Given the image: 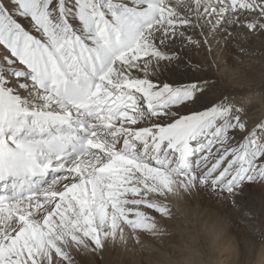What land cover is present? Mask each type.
Instances as JSON below:
<instances>
[{"label":"snow or ice","instance_id":"1","mask_svg":"<svg viewBox=\"0 0 264 264\" xmlns=\"http://www.w3.org/2000/svg\"><path fill=\"white\" fill-rule=\"evenodd\" d=\"M260 36L264 0H0V264H117L177 183L264 224V85L225 88L215 56Z\"/></svg>","mask_w":264,"mask_h":264},{"label":"clouds","instance_id":"2","mask_svg":"<svg viewBox=\"0 0 264 264\" xmlns=\"http://www.w3.org/2000/svg\"><path fill=\"white\" fill-rule=\"evenodd\" d=\"M199 194L174 185L167 196L171 211L161 222V234L140 236L139 243L118 250L117 264H237L231 222L220 207L202 205ZM244 228L257 238L255 258L249 264H264V224L252 219Z\"/></svg>","mask_w":264,"mask_h":264},{"label":"rangeland","instance_id":"3","mask_svg":"<svg viewBox=\"0 0 264 264\" xmlns=\"http://www.w3.org/2000/svg\"><path fill=\"white\" fill-rule=\"evenodd\" d=\"M252 42L258 48H264V36L253 38ZM233 46V43L230 41L227 45ZM185 52L192 59L196 60L199 65H206L209 61L206 60V50H198V49H187ZM228 60L224 57L223 51L216 47L215 56L217 58V63L220 65L222 71L218 75V78L221 80L222 84L227 88H232L234 86H239L243 84L249 88L258 89L261 85H264V56L260 57H242L243 64H239L236 62L235 57L238 53H229ZM225 65L228 66L229 69H239V74H234L232 71H223ZM212 69L208 68L203 75H212ZM248 121L251 125L252 123L264 118V100H261L259 97H256L252 100L251 106L248 109ZM200 203L202 205L208 207H220L219 198L214 196L211 192L203 191L200 192ZM229 206L231 202H228ZM148 214H154L156 220L159 225H162V221L165 218L159 217V214L154 213L152 210H146ZM159 218V219H158ZM231 227L229 229L230 234L239 235L242 240H244L247 236V231H245L244 223L238 217V215H233L231 218Z\"/></svg>","mask_w":264,"mask_h":264},{"label":"bare ground","instance_id":"4","mask_svg":"<svg viewBox=\"0 0 264 264\" xmlns=\"http://www.w3.org/2000/svg\"><path fill=\"white\" fill-rule=\"evenodd\" d=\"M237 43H238V41H237ZM186 50V49H185ZM223 51V53H224V57L228 60V57H229V53H236L237 54V50H236V48L234 47V46H226V48L224 49V50H222ZM185 54L188 56V54L185 52ZM192 59V58H191ZM192 61L193 62H195V63H197L196 62V60H194V59H192ZM198 64V63H197ZM208 64V63H207ZM206 64V65H207ZM224 86V85H223ZM225 87V86H224ZM225 88H227V87H225ZM233 88V87H232ZM227 89H231V88H227ZM150 215H152L153 217L155 216L154 214H150ZM155 219H156V217H154ZM159 219V218H158ZM161 226V225H160Z\"/></svg>","mask_w":264,"mask_h":264}]
</instances>
